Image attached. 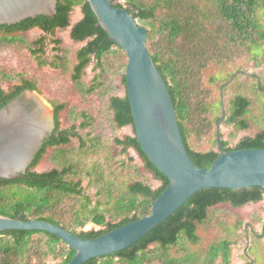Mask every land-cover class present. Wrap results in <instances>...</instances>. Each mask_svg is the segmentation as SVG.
Instances as JSON below:
<instances>
[{"label": "trees", "instance_id": "obj_1", "mask_svg": "<svg viewBox=\"0 0 264 264\" xmlns=\"http://www.w3.org/2000/svg\"><path fill=\"white\" fill-rule=\"evenodd\" d=\"M56 1L53 17L37 16L15 25L0 26V43L8 46L26 45L14 34L39 29L43 35L30 43L29 55L38 67L47 66L53 70L59 68L64 57L59 55L60 40L55 38L50 42L56 55L50 61L44 59L47 36L54 37L57 29L70 27V39L75 43L84 42L76 51V63L70 79L73 84L79 85L86 68L94 60L93 68L99 72L84 90V93L92 94L102 88L104 73L115 75L121 70L125 72L126 55L109 40L85 0ZM110 1L144 25L147 31L146 47L167 85L184 145L196 167L211 166L220 153L218 143L225 151L264 149V84L260 85L258 77L254 88L257 96L255 105L258 102L259 112L252 113L253 103L237 94L230 101L225 122L239 130H246L249 121L260 129L254 136L240 139L233 147L222 141L220 134L219 140L216 138V130L213 129L220 119L218 115L221 107L218 102L207 101L209 89L203 85L206 74L213 68L226 70L235 53L251 59L264 58V0ZM75 7L80 8L81 18L71 25L70 15ZM240 74L239 69L227 73L225 77L228 79L220 85V93L232 75ZM0 75L6 79L10 77L2 70ZM216 79L219 77L210 78L209 85H213ZM121 82L125 87L124 73ZM27 90L41 93L34 82L25 79L7 91L0 87V109ZM48 102L54 112V129L34 155L23 177L0 179V215L21 221H46L87 240L98 238L148 215L154 200L169 181L144 155L134 130L132 135L115 137L113 143L122 155H127L129 149L134 150L144 169L159 182L155 189L139 180L131 182L128 178L127 182L131 183H126L125 190L121 191L122 184L109 181L99 190L101 199L92 202L85 193L81 178L77 177L79 166L61 150H57L53 158L56 168L42 173L33 170L47 149H59L70 144L73 138L81 142V150L89 149L87 147L98 149L99 146L97 139L92 140L94 144L84 143L77 131L78 128L84 130L89 127L87 114L80 113L83 121L79 127L72 125L62 129L60 114L64 104ZM107 105L116 128L133 126L126 90L124 96L110 95ZM190 139L195 145L210 141L216 149L196 151L192 149ZM94 170L92 167L87 174ZM73 176H76V180L71 178ZM263 199L264 189L261 187L199 190L169 218L131 246L114 254L93 258L84 264H232L231 238L235 236L238 223L232 226L227 216L210 209L218 204L240 208ZM87 223L99 229L77 232ZM202 226L217 230L205 242L198 233ZM247 230L243 228L245 236ZM252 235L253 244L244 250L243 257L252 258L250 264H264V220L261 233ZM73 255L74 251L68 245L47 232H0V264H68Z\"/></svg>", "mask_w": 264, "mask_h": 264}, {"label": "water", "instance_id": "obj_2", "mask_svg": "<svg viewBox=\"0 0 264 264\" xmlns=\"http://www.w3.org/2000/svg\"><path fill=\"white\" fill-rule=\"evenodd\" d=\"M85 1L109 40L126 55L125 90L133 120L131 128L144 155L169 183L154 200L148 215L91 240L46 221H21L0 215V232L42 231L60 238L74 251L68 264H84L131 246L199 190L264 189V149L225 151L218 143L219 156L209 168H198L191 162L167 85L146 47V29L110 0ZM56 5V0H0V26L15 25L37 16L53 17ZM224 116L221 96L217 140ZM53 129V108L35 91L27 90L1 108L0 179L23 177Z\"/></svg>", "mask_w": 264, "mask_h": 264}, {"label": "rangeland", "instance_id": "obj_3", "mask_svg": "<svg viewBox=\"0 0 264 264\" xmlns=\"http://www.w3.org/2000/svg\"><path fill=\"white\" fill-rule=\"evenodd\" d=\"M119 1L122 3L124 0ZM80 18V8L75 7L70 15L71 25ZM136 23L144 27L142 23ZM69 30L70 27L65 30L57 29L54 37L47 36L46 55L44 59L50 61L56 55L52 50L53 44L50 42V40L55 38L60 40L59 55L64 57L63 63L60 64L59 68L53 70L47 66L38 67L29 55L28 46L30 43L43 35L39 29L34 28L27 32L14 34L21 38L26 45L15 44L8 46L0 43V70L10 74V77L7 79L0 75L1 89L7 91L14 85L19 84L21 79L34 82L38 89L41 90V93H37L40 97L47 102L50 100L54 103L64 104V110L60 114V127L62 129L69 128L72 125L79 127L83 121L80 113L84 112L87 114L90 124L84 130L78 128L79 135L84 143L94 144L95 142L92 140H99L98 149L86 146L89 149L81 150L79 147L81 142L76 138H73L70 144L59 147V149L49 148L33 170L37 173H42L56 168L57 165L53 162V158L56 151L61 150L67 153L70 161L79 166L80 171L77 177L81 178L82 186L86 190L85 193L90 196L92 202L101 199V197L99 198V190L103 185L108 184L109 181L112 184H122L123 188L121 191L125 190L126 183H131L134 180H139L151 186L153 189L157 188L159 182L144 169L141 160L134 150L129 149L127 155H122L120 149L113 143L115 137L123 138L126 135H132L131 126L122 129L115 127L112 114L107 105V98L110 95L124 96L125 87L121 82V76L124 71L121 70L115 75L107 72L104 73L101 78L102 88L92 94L84 93V90L91 84L93 76L99 70L93 68L94 60H92L86 68L80 84L75 85L72 83L70 75L76 63L75 54L84 45V42H73L69 37ZM236 69H239L241 74L236 76L232 75L230 79H233L220 93V85L225 79H228L225 77L226 74H231ZM206 76L207 78L204 79L203 85L209 89L207 101L218 102L221 107V96L223 97L225 116L219 128L222 141L227 142L229 147H233L240 139L254 136L260 129L258 125L248 121L249 128L239 130L233 125L227 124L225 119L229 115L228 108L230 101L237 94L245 96L253 103L252 113L259 112L258 102L255 105L257 96L254 87L256 85V77H258L261 86L264 84V58L251 59L246 57V55H238L235 53L231 57V62L227 64L226 70L213 68ZM214 77H219V79H216L213 85H209L208 80ZM220 115L221 113L218 116L220 117ZM213 130H216V126ZM190 144L192 149L201 152L216 149L215 145L210 141H204L199 145H195L193 144V140L190 139ZM92 167L95 170L91 174H87V171H90ZM71 178L76 180V176ZM128 178L131 182H127ZM210 211H216L219 214L227 216L232 226L234 223H238L235 236L231 238V263L250 264L252 260L251 255L249 254V256L247 254L251 260L244 258L243 252L253 244L252 234L259 235L261 233L262 222L264 220V199L258 203L248 204L240 208H234L229 204H218L211 208ZM245 225L248 226L247 237L243 233ZM92 229L98 230L99 227L87 223L83 228L77 229V232ZM216 232V228L206 229L204 226L200 227L198 231L203 242L213 237V234ZM49 264H53V262Z\"/></svg>", "mask_w": 264, "mask_h": 264}, {"label": "flooded vegetation", "instance_id": "obj_4", "mask_svg": "<svg viewBox=\"0 0 264 264\" xmlns=\"http://www.w3.org/2000/svg\"><path fill=\"white\" fill-rule=\"evenodd\" d=\"M244 228H245V230H247V229H248V226L245 225ZM250 228H251V227H250ZM251 230H252V228H251ZM245 234H246V237H247V235H248L247 232H246ZM244 254H245V253H244Z\"/></svg>", "mask_w": 264, "mask_h": 264}]
</instances>
